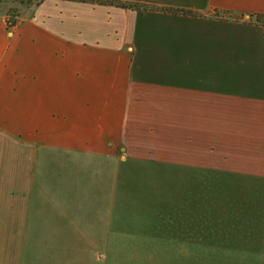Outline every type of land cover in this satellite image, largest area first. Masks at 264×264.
<instances>
[{"label": "crops", "instance_id": "1", "mask_svg": "<svg viewBox=\"0 0 264 264\" xmlns=\"http://www.w3.org/2000/svg\"><path fill=\"white\" fill-rule=\"evenodd\" d=\"M16 18L0 17V264L88 230L91 166L117 152L264 197V0H41Z\"/></svg>", "mask_w": 264, "mask_h": 264}, {"label": "rangeland", "instance_id": "2", "mask_svg": "<svg viewBox=\"0 0 264 264\" xmlns=\"http://www.w3.org/2000/svg\"><path fill=\"white\" fill-rule=\"evenodd\" d=\"M35 3L0 0V17L24 18ZM121 156L91 166L90 228L68 244L29 240L27 264H231L210 255L264 264L246 261L264 257V197H249L246 178Z\"/></svg>", "mask_w": 264, "mask_h": 264}, {"label": "trees", "instance_id": "3", "mask_svg": "<svg viewBox=\"0 0 264 264\" xmlns=\"http://www.w3.org/2000/svg\"><path fill=\"white\" fill-rule=\"evenodd\" d=\"M37 0H13V3L17 4V5H25V6H29L33 3H35ZM37 4V3H35ZM122 8H126L128 6H125V5H121ZM129 8H134V9H137L138 6L136 5H129ZM14 16L16 15H11V18H13ZM11 24L13 25L14 24V21L12 20L11 21Z\"/></svg>", "mask_w": 264, "mask_h": 264}, {"label": "built area", "instance_id": "4", "mask_svg": "<svg viewBox=\"0 0 264 264\" xmlns=\"http://www.w3.org/2000/svg\"><path fill=\"white\" fill-rule=\"evenodd\" d=\"M17 20H18V18L15 17V18H14V21H17ZM8 25H9V26H12L11 23H8Z\"/></svg>", "mask_w": 264, "mask_h": 264}]
</instances>
